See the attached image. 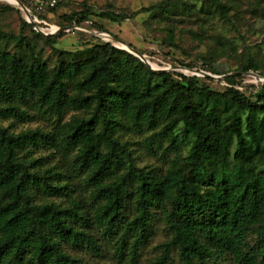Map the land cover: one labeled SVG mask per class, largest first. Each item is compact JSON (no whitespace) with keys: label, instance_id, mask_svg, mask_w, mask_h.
I'll return each mask as SVG.
<instances>
[{"label":"trees","instance_id":"16d2710c","mask_svg":"<svg viewBox=\"0 0 264 264\" xmlns=\"http://www.w3.org/2000/svg\"><path fill=\"white\" fill-rule=\"evenodd\" d=\"M201 1L208 17L228 16L229 6L220 0ZM187 9L188 2L172 3L168 12ZM90 14L85 9L67 19L81 24ZM95 14L127 18L113 11ZM85 53L78 58L61 51L51 69L33 53L23 58L0 52V119L12 120L0 125V264H87L65 245L85 243L98 250L91 230L99 227L109 236L120 233V252L132 237L136 254L149 237L155 208L162 209L172 236L148 264H168L172 249L183 264L225 253L254 264L244 245L252 227L264 222V83L247 95L235 86L240 75H230L232 85L218 91L197 76L180 79L154 70L111 42ZM260 69L264 75V66L253 59L242 67ZM71 110L84 115L61 124ZM36 115L55 118L56 129H11L13 122ZM123 130L147 133L146 140L156 139L159 149L164 139L177 153L184 146L187 154L158 177L136 165ZM41 145L72 156L74 171L86 173L92 203L73 194L64 180H74L72 175L43 167L32 156ZM61 196L69 197V206L46 199Z\"/></svg>","mask_w":264,"mask_h":264},{"label":"rangeland","instance_id":"374dc122","mask_svg":"<svg viewBox=\"0 0 264 264\" xmlns=\"http://www.w3.org/2000/svg\"><path fill=\"white\" fill-rule=\"evenodd\" d=\"M20 1L29 9L31 17L19 4L11 0H0V5L12 7L0 10V52L10 51L23 58H29L33 53L53 69L59 64L61 51L82 58L89 47L100 42H111L123 48L114 39L117 38L144 54L154 69H167L165 71H170L175 78L180 79L178 75L197 76L201 83L210 85L214 90L225 91L231 86L227 81L230 75H240L235 86L247 92V95L252 94L253 86L264 83L261 69L242 70L250 59L264 66V0H220L229 6L228 16L217 14L214 19L200 10L203 3L201 0H61L56 7L46 12L37 11L32 0ZM185 2L191 5V9L168 12L170 4ZM156 6L160 11L155 12L153 7ZM85 9L91 14L81 24L67 19V16ZM103 11L124 13L127 18L112 21L95 14ZM24 21L30 22L31 26L24 25ZM63 27L68 28L60 32ZM34 30L41 35L34 33ZM48 36L58 37L52 43L46 40ZM182 62L195 67L183 66ZM213 68L222 73H215ZM79 115L84 113L71 110L61 124ZM11 121L0 119V125L8 126ZM57 125L55 118L36 115L29 122H13L11 129L16 132L35 128L53 131ZM121 133L122 140L128 141L136 165L153 171L158 177L171 167L173 159H180L187 154L186 147L183 146L182 152L177 153L165 139L163 147L159 149L156 139L153 142L146 140L147 133L128 130ZM32 156L40 157L43 167L57 168L65 175H72V181L67 177L63 179L69 183L73 194L92 203L89 199L90 189L84 184L86 173L82 170L74 171L72 156L67 159L61 151L48 145L36 148ZM46 199L70 205L69 197ZM154 210L156 216L152 220L149 237L136 254L131 248L132 237L120 252V233L119 236H109L101 227L91 230L98 241V250L94 251L85 243L67 244L65 248L68 253L83 259L87 264H148L162 254V244L172 236L162 209ZM244 250L254 257V264H264V222L249 231ZM170 255L168 264H183L176 249H172ZM196 264L241 263L232 254L225 253L205 262L197 261Z\"/></svg>","mask_w":264,"mask_h":264},{"label":"water","instance_id":"95a60500","mask_svg":"<svg viewBox=\"0 0 264 264\" xmlns=\"http://www.w3.org/2000/svg\"><path fill=\"white\" fill-rule=\"evenodd\" d=\"M19 5L26 11L28 17H31L30 15V11L29 9L19 0ZM30 20V19H29ZM31 21V20H30ZM68 27H63L62 29H60V32L62 31H65L67 30ZM115 40H118L122 45H123V48L134 53L136 56H138L139 58H141V60H143L144 62H146L147 64H149L152 67V65L148 62V60L146 59L145 55L142 54L141 52H139L137 49L131 47L129 44H127L124 40L122 39H117V38H114ZM154 69V68H153ZM156 70V69H154ZM164 71L167 70V69H163ZM206 75H209L206 73Z\"/></svg>","mask_w":264,"mask_h":264},{"label":"built area","instance_id":"2783aa9c","mask_svg":"<svg viewBox=\"0 0 264 264\" xmlns=\"http://www.w3.org/2000/svg\"><path fill=\"white\" fill-rule=\"evenodd\" d=\"M60 1L61 0H32L36 10L39 12H46L53 9Z\"/></svg>","mask_w":264,"mask_h":264},{"label":"bare ground","instance_id":"6f19581e","mask_svg":"<svg viewBox=\"0 0 264 264\" xmlns=\"http://www.w3.org/2000/svg\"><path fill=\"white\" fill-rule=\"evenodd\" d=\"M11 2H13L15 4H19V0H11Z\"/></svg>","mask_w":264,"mask_h":264}]
</instances>
